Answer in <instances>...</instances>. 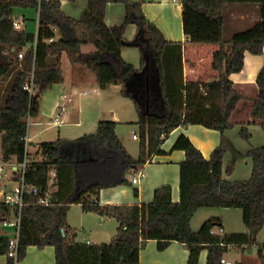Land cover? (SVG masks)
<instances>
[{"label":"trees","instance_id":"1","mask_svg":"<svg viewBox=\"0 0 264 264\" xmlns=\"http://www.w3.org/2000/svg\"><path fill=\"white\" fill-rule=\"evenodd\" d=\"M117 1L126 5L127 14L121 24L109 26L105 21L108 0H88L80 19L67 15L59 1L0 0V81L8 80L0 103L2 158L19 164L27 155L26 181L46 194L51 173L55 172L57 179L52 185L58 187L48 204L38 203V195L27 197L21 213L17 261L25 258L29 246H53L56 264H140L141 250L153 239L159 250L173 241L184 243L190 252L187 264H199L204 249L208 250L206 264H223L221 259L229 245L255 244L264 227V146L247 152L253 158L250 178L232 181L223 178L224 156L232 152L227 166L231 172L244 153L229 138L223 136L206 158L187 135L180 134L172 147L185 151L180 163L178 201L173 199L171 185L158 187L152 201L142 204L101 205L84 199L89 194L98 197L102 188L124 183L132 166L164 154L163 143L179 126L200 124L222 132L233 126L230 117L242 94L230 76L242 70L246 51L264 54V0H182L183 28L190 42L219 47L212 62L219 77L211 82L185 81L183 44L164 38L144 14L142 1ZM231 3L259 4L261 20L235 33L228 43L223 38V26L226 6ZM15 7L38 9L36 45L34 33L13 26ZM132 23L138 26V32L135 40L128 41L124 33ZM53 25L58 28L59 38L48 42L54 36ZM85 45H92L94 50L83 52ZM125 46L141 49L139 69L122 57ZM21 50H25L23 58L18 57ZM63 54L71 63L93 71L101 89L121 84L122 94L134 101L141 131L138 158H133L122 144L116 121H101L96 132L74 140L41 142L39 150L44 158H31L26 147L28 119L39 115L44 93L64 80L60 61ZM51 57L56 60L50 62ZM32 73L36 88L33 95L23 88ZM139 74L144 78L134 86L132 79ZM256 81L259 93L250 123H258L264 130V65ZM241 134L250 140L247 125L241 127ZM91 146L96 151L94 156L76 158L80 150ZM73 202L83 203L85 211L116 219L119 228L113 239L102 243L76 240V230L67 220ZM203 207L242 209L248 232L212 233L219 223L214 217L194 230L191 220ZM11 208L0 201V223L11 217ZM9 250L10 237L0 233V255L9 254ZM14 262L8 257L7 264Z\"/></svg>","mask_w":264,"mask_h":264},{"label":"crops","instance_id":"2","mask_svg":"<svg viewBox=\"0 0 264 264\" xmlns=\"http://www.w3.org/2000/svg\"><path fill=\"white\" fill-rule=\"evenodd\" d=\"M59 1L61 3L62 10L69 16L74 19H80L88 7V0H75L74 2L70 0H52ZM132 1H142V8L144 14L147 19L154 23L162 32L164 38L168 41H176L181 42L183 44V73L185 81H201V82H211L215 79H218L219 72L214 70L212 67L213 55L214 52L219 48L216 45L211 44H193L190 42V38L185 34L183 28V5L182 0H132ZM251 4L257 3H231L226 6L225 9V20L230 11H234L235 19L238 24L242 27L249 28L254 26L257 22L261 20L260 6H259V14L257 12V7H253ZM259 5V4H258ZM251 12V13H250ZM127 14L126 5L117 0H108V4L106 7V15L105 21L107 25L114 26L121 24ZM249 14V15H248ZM253 15V16H252ZM250 16V21L246 18ZM20 24V28L18 30H26L29 31L27 27V16L14 17ZM39 28V21L37 20V32ZM246 28L244 30H247ZM17 29V28H16ZM224 29V26H223ZM241 30V31H244ZM30 32V31H29ZM138 32V26L134 23L129 24L126 27L124 37L128 41L135 40ZM240 32V31H237ZM235 32V33H237ZM234 33V34H235ZM233 34V35H234ZM57 39L59 38V33L56 35ZM224 38V35H223ZM49 39V38H48ZM56 39V40H57ZM35 40H37V33L35 36ZM34 40V41H35ZM48 41V40H47ZM49 42V41H48ZM35 42H33L34 45ZM22 51V50H21ZM25 51V50H23ZM66 55V54H63ZM63 55L60 59L61 66L64 74V80L61 83L55 84L51 89L47 90L42 96V106L40 104V112L37 117L34 119H39L38 121L32 122L30 117L28 119V133H27V143H28V151L29 146L33 149L35 148L34 154L32 155L29 151L31 158L35 161H40L44 158L43 154L39 150L40 143H35L29 136V130L32 124L45 126L49 125V123H45L41 120V115L50 111L55 116L59 115V122L54 121V124L57 127L62 126L65 122L67 123L68 117L70 119L69 109L71 96L81 93L85 88L86 83L89 79L93 81L96 80L98 83L96 74L88 69L87 67L81 64H72L69 69V74H66L63 69ZM122 57L127 62H130L135 65L137 69L141 66V58L142 51L137 46H125L122 48ZM55 57H51L49 59L50 62L55 61ZM264 65V54H253L249 51L245 52L244 56V66L240 72L232 73L231 79L234 82L235 88L242 94V99L237 103L235 109L233 110L230 121L233 123L231 128L226 129L224 132L207 128L200 124H190V125H182L176 128L171 132V134L166 138L165 142L162 145V149H164L165 153L160 155H154L150 160H148L142 166H132L128 173L126 174L125 182L116 186H110L102 188L99 196H95L93 194L87 195V198L84 200H88V202H98L101 205H112V204H142L152 201L154 197L155 190L158 187L163 185H171L173 191V199L178 201L180 198V163L185 159V151L184 150H172L173 144L177 137L180 134L187 135L193 144L201 150L203 155L206 158H209L211 152L220 144L222 137L226 136L229 138L235 147L244 153V156L238 158L236 160L234 169L230 172L227 170V166L232 158V152L228 151L224 156L223 160V178L227 180H246L250 178L253 171V158L250 155H247L248 150L253 147L264 146V130L261 125L258 123H250L252 121L251 109L255 99L258 96L259 89L256 81L258 72ZM87 68V69H86ZM90 73H88V71ZM93 76L95 77H92ZM146 80H148V74H145ZM144 77H138L132 79V84L136 86L141 82ZM93 81L92 82L93 84ZM8 80L0 81V103L3 102V91L7 87ZM53 88H57L54 91ZM109 88H114L115 90H120L122 88L121 84H112ZM107 89V88H106ZM97 92H100L101 89L98 85L95 89ZM56 92L52 95L51 98L48 99L45 97L47 92ZM122 94V93H121ZM123 97L128 98L122 94ZM130 99V98H129ZM82 115L81 109L78 111V116ZM62 116V117H61ZM63 118V119H62ZM116 119H120L119 116ZM101 121L106 120H98V124ZM138 121V120H137ZM117 122V121H116ZM81 121L77 122V125L80 126ZM243 125H247L248 130L251 134L250 140H246L241 134V127ZM117 126V125H116ZM47 129V127H46ZM45 128L41 129L37 134H42ZM91 134V133H90ZM135 134V133H134ZM133 134V135H134ZM2 135V133H1ZM86 135V134H84ZM136 135V134H135ZM80 137V136H79ZM119 137V136H118ZM78 138V137H77ZM61 139V138H58ZM56 139V140H58ZM76 139V138H75ZM134 140H138V138H134ZM62 140H74V139H62ZM121 140V139H120ZM55 141V140H52ZM50 142V141H45ZM122 142V140H121ZM168 142V143H167ZM125 149L133 158H138L133 155L134 148L127 149L126 145L122 142ZM1 146V144H0ZM95 149L91 146L86 149H82L79 151L78 156L76 157L78 160L81 158H87L95 155ZM140 152V147L138 148V155ZM39 155V158L36 156ZM37 157V158H35ZM1 162H0V177H7L6 174L10 173V178L12 180H17L18 177V163L15 160L4 161L2 158V150H1ZM145 172V177L141 180L139 184H133L128 181L127 175L129 173H139L140 171ZM142 169V170H141ZM139 171V172H138ZM51 173L49 190L46 193L48 197H53V193L57 190V185H52L54 180L57 179L56 174L53 175ZM8 178V177H7ZM9 180V179H8ZM16 186V185H15ZM13 186L11 190L15 187ZM9 191V190H8ZM7 190L0 191V197L3 201V197ZM71 200H74L75 197H71ZM73 204L80 205L83 208V203L73 202ZM71 206V207H72ZM70 207V209H71ZM204 208V207H203ZM207 208V207H206ZM225 208V207H224ZM13 208H11L12 210ZM201 209V208H200ZM240 210L241 218L243 219V211L240 208H236V210ZM83 211H85L83 209ZM69 212V211H68ZM88 212V211H85ZM91 212V211H89ZM231 212V211H229ZM92 213V212H91ZM90 213V214H91ZM95 213V212H94ZM227 211H212L207 214L205 217L209 218H218L219 223L215 225L213 228L215 232L221 234V228H223L222 234H234V233H247V227L244 223V229L237 230L231 222L226 218ZM232 214V213H229ZM234 214H237L234 211ZM100 215V214H99ZM95 217L93 215L90 216L96 225L101 226V228L107 227L109 230H106L107 236L114 237L119 228V222L116 220V224H112V219L114 218H106V216ZM10 217V216H9ZM12 212L11 217L12 218ZM208 218V219H209ZM207 219V220H208ZM106 220V221H105ZM206 221V220H205ZM4 223V221L2 222ZM1 224V223H0ZM69 224V221H68ZM70 225V224H69ZM192 225V224H191ZM7 226V225H5ZM71 226V225H70ZM15 227V226H8ZM91 228V227H90ZM99 228V227H98ZM1 233V232H0ZM260 233V232H259ZM17 235V231L15 228V236ZM13 238H10V240ZM76 240L81 242L90 241V243H96L97 240H91V238H79ZM100 240V239H99ZM102 241V240H101ZM257 243V242H256ZM261 242L260 244H263ZM253 245V244H252ZM251 245V246H252ZM251 246L246 245H229L228 252L225 253L224 257L226 260L232 261L233 264L237 262H241L237 258H231L230 255L241 256L245 262L242 260V264H264V260L256 255V257H250L244 255L247 250H250ZM189 249L187 246L178 241H173L171 244L164 250L158 249V243L156 240H148L141 250L140 253V264H187L189 258ZM208 256V250L204 249L200 254L199 264H206ZM8 254L0 255V264H7ZM21 262V261H20ZM19 264H56V250L53 246H45L39 248L37 246H29L27 248L26 257Z\"/></svg>","mask_w":264,"mask_h":264},{"label":"rangeland","instance_id":"3","mask_svg":"<svg viewBox=\"0 0 264 264\" xmlns=\"http://www.w3.org/2000/svg\"><path fill=\"white\" fill-rule=\"evenodd\" d=\"M253 7H257V12L259 14V5L251 4ZM251 13V12H250ZM27 16V27L29 31L36 35L37 33V20H38V9L35 7H15L14 9V17ZM249 15V14H248ZM253 16V15H252ZM250 21V16L246 17ZM247 27H242L240 24L236 22L234 11H230L228 16L226 17V21L224 24L223 35L224 39L230 43L233 34L237 31L244 30ZM83 52H90L94 50L92 45H85L82 48ZM73 63L70 62L67 55H63V69L66 74H69V69ZM87 69V68H86ZM90 73L89 70H87ZM92 77L93 76L92 74ZM92 79H89L85 85V88L81 93L71 96L70 102V119L68 117L67 123L65 122L62 126L57 127L52 124L55 119V115L48 111L41 115V120L45 123H49V125L39 126L32 124L29 130V136L32 138L31 140L35 143H41L45 141H52L58 138L61 139H75L84 134L94 133L98 127V120H106V121H117L116 133L122 142L126 145L127 149L134 148L133 155L135 157H139L138 148L140 147L141 142V131L140 126L137 124V120L139 118L138 112L136 110V106L134 101L129 98H125L122 96V92L120 90H115L114 88H107L105 90H101L97 92L95 89L99 84L95 81L92 82ZM54 91L57 88H53ZM56 92H47L45 97L47 101L52 97ZM42 106V101H41ZM43 107V106H42ZM81 109L82 115L78 116V111ZM119 116L120 119H116ZM62 117V116H61ZM63 119V118H62ZM39 119H31V123L38 121ZM80 126L77 125V122H80ZM47 127V129H46ZM45 128L42 134H37L41 129ZM138 136V140L133 139V134ZM168 143V142H167ZM0 144H1V132H0ZM129 147V148H128ZM130 150V149H129ZM29 151L32 155L34 154L35 148L33 149L29 146ZM140 153V152H139ZM39 158V155H36ZM35 157V158H37ZM1 146H0V162H1ZM142 166V165H141ZM142 170V169H141ZM140 171V169H139ZM138 171V172H139ZM10 173L6 174L8 177H0V191L2 190H11V188L17 185V180H12L10 178ZM135 173H129L127 175L128 181L131 182V178ZM9 179V180H8ZM2 199V197H0ZM0 199V200H1ZM72 206V205H71ZM212 211H227L226 218L231 222V224L238 228L237 230L244 229L243 219L241 218L240 210L236 208H224V207H204L199 209L193 216L191 220V226L194 230L200 228L205 220L209 217H205ZM231 211V212H229ZM236 211L237 214H234ZM85 212L80 205L73 204L71 209L68 212L69 224L72 229L76 230L77 237L79 238H91V240H97L96 243L102 242H110L113 237L106 235V230H109L107 227L101 228V226L96 225L95 221L90 218L91 215L95 217H101L99 214L92 212ZM232 213V214H229ZM108 217L104 218L107 220ZM105 220V221H106ZM108 221V220H107ZM115 219H112V224L115 225ZM91 227V228H90ZM99 227V228H98ZM0 232L1 234L7 235L10 238H15V227L5 226L3 223L0 224ZM100 239V240H99ZM102 240V241H101ZM264 227L260 231L257 236V243L253 244L250 250H247L244 255L250 257H256L259 255L261 259L264 260ZM203 252V251H202ZM231 258H237L241 262L244 259L241 256L230 255ZM26 257V256H25ZM24 260V259H23ZM19 262V261H18ZM22 262V261H21ZM20 262V263H21ZM19 264V263H18Z\"/></svg>","mask_w":264,"mask_h":264},{"label":"built area","instance_id":"4","mask_svg":"<svg viewBox=\"0 0 264 264\" xmlns=\"http://www.w3.org/2000/svg\"><path fill=\"white\" fill-rule=\"evenodd\" d=\"M13 26L17 29L20 28V24L16 19L13 20ZM52 30L54 33V36L50 37L48 39L49 42H53L57 39L58 34V28L56 26H52ZM34 45H36L37 40L34 41ZM25 55V51H20L18 53L19 58H23ZM23 88L27 90L31 95H33L36 91L35 83H34V74H31V78L29 81H27ZM56 122H59V115H56L54 117ZM133 137L136 139L138 138L137 135H133ZM27 142V138H26ZM26 147L28 150V143H26ZM29 164V157L26 155L24 158V161L18 164V177H17V185L10 191L5 192L3 201L7 204H9L14 209V216L12 218L8 217L4 220V225L7 226H15L17 235L15 238L10 240V250H9V256L13 257L15 259L14 264H18L17 257H18V247H19V232H20V220H21V213L24 204L26 203V199L29 196H37L38 195V203L40 204H48L50 201V197H48L47 194H41V190L37 185L30 184L25 179V173L27 170ZM55 175V173H53ZM145 177V172L140 171L137 174H134L131 178V182L133 184H139L141 180ZM212 233L220 234L215 232L214 229L211 230ZM223 232V228H221V234ZM87 243H90V241H87ZM221 263L223 264H233L232 261L226 260L225 257L221 259Z\"/></svg>","mask_w":264,"mask_h":264},{"label":"water","instance_id":"5","mask_svg":"<svg viewBox=\"0 0 264 264\" xmlns=\"http://www.w3.org/2000/svg\"><path fill=\"white\" fill-rule=\"evenodd\" d=\"M11 212H12V216H14V209H12ZM63 234L65 235L64 230H63Z\"/></svg>","mask_w":264,"mask_h":264}]
</instances>
